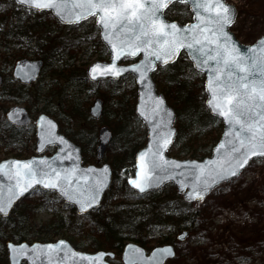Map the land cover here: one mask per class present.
Returning a JSON list of instances; mask_svg holds the SVG:
<instances>
[{"label": "trees", "instance_id": "16d2710c", "mask_svg": "<svg viewBox=\"0 0 264 264\" xmlns=\"http://www.w3.org/2000/svg\"><path fill=\"white\" fill-rule=\"evenodd\" d=\"M164 15L179 23L191 19L186 4L171 5ZM98 32L92 19L63 25L50 12H34L13 0H0V67L4 77L1 101L25 104L33 118L39 112L54 117L60 130L81 146L85 163L96 162L97 124L108 125L112 137L105 160L113 172L102 207L107 201L110 205L85 215H78L53 192L39 191V195L30 194L21 199L8 217H0V261L5 264L7 240L50 242L58 237L82 251H112L115 256L109 262L121 264L119 255L125 242L133 241L148 249L152 230L158 228L165 231L159 235L158 244L174 243L177 231L193 230L200 222V211L194 207L199 202H185L170 183L143 196L129 188L127 180L133 176L134 154L144 145L146 131L134 113L136 87L132 77L127 78V87L119 86L121 80L92 83L85 76L87 64H77L81 55L106 59L107 50ZM24 57L44 61L40 78L30 86L21 85L10 76L13 62ZM153 77L157 90L176 113V137L169 155L191 159L209 155L222 125L205 107L203 75L182 52L172 64L159 66ZM95 97L103 100L99 120L88 114L91 99ZM4 110L5 107L0 109ZM32 141V122L14 128L1 119L0 146L14 152V157L32 154L34 146H29ZM23 151L27 152L26 156ZM117 195L122 198L117 199ZM129 196L137 200L125 201ZM38 212H45L49 218L35 225Z\"/></svg>", "mask_w": 264, "mask_h": 264}, {"label": "snow or ice", "instance_id": "6c2138e0", "mask_svg": "<svg viewBox=\"0 0 264 264\" xmlns=\"http://www.w3.org/2000/svg\"><path fill=\"white\" fill-rule=\"evenodd\" d=\"M188 2L189 0H16L17 4L36 11L53 9L61 20L67 16L68 23L98 17L97 23L103 29V39L112 46L114 58L110 65L94 66L91 69L93 74L101 67H104L102 74L118 76L128 71L116 65L121 53L124 58L143 53L144 60L132 69L133 72L140 73L141 81L147 79L144 75L146 72L154 70V60L168 64V58L177 56L181 49L192 54L197 66L214 62L213 76L209 77L213 99L209 104L219 116L224 117L229 126L226 138L230 137L227 147L221 144L216 149L220 158L206 166L192 164L190 167L168 161L164 159L163 151L171 143V134L164 131L155 141L154 150L150 148L147 153L140 154L142 181H128L133 188L143 193L146 187H152L154 183L165 178L175 179L176 175H180L185 181H190L187 185L182 181V186L191 188L186 193L187 199L203 201L204 196L215 185L238 176L239 170L245 168L253 157H264V39L255 47H250L247 54L241 53L226 30L234 22L235 9L226 5L223 0H196L194 10L203 9L207 15L196 11L197 23L194 25L181 28L176 23L166 22L163 18L164 9ZM93 79H96L95 75ZM48 143H55L54 138L49 136ZM13 163L16 170L9 173V179H15V185L7 188L6 197L0 187V214L3 216L9 214L15 200L29 189H35L36 185L58 191L61 197L79 204L81 211L86 212L97 203L105 184L104 179L97 178L92 184H88L87 180L83 185L76 181L77 186L73 187L69 172L58 169L47 160ZM182 167H186V170L177 173L176 169ZM103 171L106 173L107 168ZM60 244L63 245L64 242L61 241ZM8 247L18 256H23L27 249L24 244H9ZM47 248L57 250L58 246L49 244ZM81 259L86 257L81 256ZM153 264L159 262L154 260Z\"/></svg>", "mask_w": 264, "mask_h": 264}, {"label": "water", "instance_id": "95a60500", "mask_svg": "<svg viewBox=\"0 0 264 264\" xmlns=\"http://www.w3.org/2000/svg\"><path fill=\"white\" fill-rule=\"evenodd\" d=\"M14 2L16 3V0H14ZM195 2L196 0H189L188 3H185L191 14L190 21L184 24H181L177 21L166 19L165 15L163 18L166 20V22L176 23L178 27H181V28L194 25L197 23L195 19L196 11H200L201 15H207V13L203 11V9L194 10ZM223 2L226 5L234 7L235 14H236V7L234 5L226 3L224 0ZM166 9H164L163 11L165 12ZM32 10H35V9H32ZM43 11H50L52 15L62 24H66V25L77 24V23H68L67 16H65L64 20H61V18L55 14V10L53 9H45ZM89 18L91 17H88L87 19ZM97 19L98 17H95L94 22L99 28V38H100L101 43L105 46L106 50L108 51L109 58L108 60H103V61L96 60L90 63L85 69L86 78L90 82H97L103 79L119 80L120 78H123L125 76H132L134 79V83L136 85V101L134 105V112L137 118L141 121V123L144 125L146 129L145 144L141 148H139L134 155V172H133V176L129 178L128 181L131 179L142 181V169H141L142 161L140 159V154L142 152L147 153L150 148L154 150L155 141L159 138V134L164 131H169L171 134L170 135L171 143L167 145L166 149L163 151L164 159L168 161H174L177 164H180L186 167H190L192 164H200L202 166H206V165H209V162L217 161L220 158V156L217 153L216 149L221 144H225V146L227 147L228 139H230V137L226 138V133L229 131V126L225 122L224 117L219 116L209 104V101L213 99L212 92L209 86V77L213 76L212 68L215 66L214 62H209V64L207 65L197 66L196 62L192 58V54H190L188 50L181 49L179 52V54L181 52H184L188 60L192 64V67L196 71L200 72L204 77L203 86H204V91L206 94L205 106L208 112L211 115L217 117L221 121V124H222V131L219 135V138L217 142L213 145L210 155L204 157L201 160L190 159V158L179 159L176 157L169 156L168 151L173 145L175 137H176V127L174 126L175 111L173 107L168 105L164 95L161 92H158L156 90L155 81L153 80V77H152L153 73L157 70L158 66H164L167 64H164L162 61L154 60V64H153L154 70L146 72L144 75L147 77V79L144 81H141L140 73L133 72L132 69L135 65L140 64L141 61L144 60L143 53L135 57L128 56L127 58H124V54L121 53L120 59L116 60V65L118 68L128 69V71L122 72L118 76L113 75V74H102L104 73V67H101L100 69H98V71L95 74H93L91 72V69L94 66H96L97 64L102 65V66L110 65L113 62V58H114L113 53H112V46L109 45L103 39V29L97 23ZM81 21H84V20H81ZM229 28L226 30L229 31V34L231 35L232 40L236 42V45L240 49L241 53L247 54L248 49L250 47H255L261 39H264V34H263L254 43L243 44L239 42V40L234 36V34L230 31ZM179 54L175 57L168 58L169 59L168 64L175 62ZM126 59H129L132 61L130 63H122V61ZM42 68H43L42 59L20 58L14 61V64L11 69V77L13 80L17 81L18 83L25 85V86H29L38 80L41 74ZM93 75L96 76V79H93ZM2 82H3V78L0 75V85L2 84ZM102 110H103V101L101 98L97 97L94 99V101L90 105L88 109V113L91 118L97 120L101 117ZM4 117L6 121L14 127H25L31 122V116L28 110L26 109L25 106L21 104H16V105L9 107L4 113ZM41 117H43L44 119L41 120ZM34 127H35L34 154L26 158L8 157V158H4L0 160V166H2V168H0V187L3 188L5 197L8 195L7 188L10 185H15L16 183L15 179H9V173L10 172L14 173L16 170V166L13 163L14 161H21L22 163H26L30 161L38 162L41 160H47L49 163L53 164L58 169L69 172L71 178L73 179V187L77 186L76 181H79V184L83 185L85 180H87L88 184H92L97 178L104 179L105 184L98 197V201L92 208H88L86 212H83L81 211L79 204L61 197L58 191L43 189L41 185H36L35 188H39L42 191L54 192L63 202L74 207L77 214H85L87 212L92 211L93 209L98 208L100 206V203L103 199L104 194L110 187L111 177H112V169H111L110 164L107 162H103L101 163V165L84 164L82 160L81 147L77 143L72 141L67 135L61 132L59 130L57 121L46 113L42 112V113L37 114L35 121H34ZM111 135L112 134L108 126L102 125L98 128L97 130L98 145L96 147L97 162H100L102 160L105 154L106 147L111 140ZM49 136L54 138L55 143H51V144L48 143ZM60 138H63V140L61 141ZM50 146H53L55 150L52 154L47 155L44 153V151ZM255 158H261V157H253L249 161V163ZM247 166H245V168ZM186 167L176 169V172L178 173L181 171H185ZM105 168H107L106 173L103 171ZM245 168L240 169L239 173H241ZM89 169L93 171H87ZM233 178L235 177H231L228 180L221 181L218 185H215L213 189L224 182H228L229 180ZM128 181H127L128 186L139 195H143L150 191L158 190L165 184L172 183L176 188V192L182 196L183 200L187 202L196 201V200L190 201L189 199H187L186 193L191 191V188L188 186H182V181H184V185H187L190 181H185L184 177L180 175H176L175 179L165 178L158 183H154L152 187H146V190L143 193L139 192L137 188H133L132 185L129 184ZM31 190L32 189H29L28 192H26L23 196L19 197L17 200L14 201L13 207L9 210V214L7 216L10 215L14 206L17 204V202L23 199L24 197H26L31 192ZM210 192H208L204 197H206ZM7 216H3L2 214H0V217H3V218ZM186 235H187V231H182L178 235V238L180 240H183ZM61 241L64 242L63 245L60 244ZM9 244L17 245V246L24 244V245H27V249L25 250V253L23 256H18L8 247ZM49 244L57 245L58 249L57 250L48 249L47 245ZM5 248H6V253H7L8 264H22V263H26V264H110L107 261V258H112L114 256L113 252L105 251V250H98L95 252H86V251L77 250L76 248L72 246V244L68 240L64 238H59L57 240L50 241V242L7 241L5 243ZM165 249H167L168 251H164ZM81 256L86 257V259H81ZM174 257H175V249L173 245H170V244L157 245V246L152 247L149 251H146L142 246L132 241H128L124 244L121 250V254H120V260L122 264H134V262L135 264H153L154 260L158 261L159 264H164L167 260H171Z\"/></svg>", "mask_w": 264, "mask_h": 264}, {"label": "rangeland", "instance_id": "374dc122", "mask_svg": "<svg viewBox=\"0 0 264 264\" xmlns=\"http://www.w3.org/2000/svg\"><path fill=\"white\" fill-rule=\"evenodd\" d=\"M229 1L239 6L236 7V22L230 30L241 43H249L258 35L264 34V0H241L246 7L239 4L238 0ZM249 16L256 18L249 22ZM257 18L259 23L255 22ZM82 46H85V42ZM95 60V55L90 58L81 55L77 64L88 65ZM2 73L0 67V74ZM127 78H123L119 86L127 87ZM1 99L0 95V109L5 107L6 110L16 104ZM5 110L0 111V121L4 118ZM32 144L34 146V141L29 146ZM23 153L24 156L27 155L26 151ZM12 156L14 152L0 146V160ZM39 194L36 191L33 196ZM117 196L113 198H122V195ZM135 200L137 198L134 196L125 198L127 202ZM109 205L107 201L102 208ZM194 207L200 211V222L193 230L185 229L188 235L183 242H174L176 258L167 264H264V157L252 160L239 176L221 184ZM48 218L49 215L45 212H38L35 215V225ZM162 233L165 234L164 229L152 230L150 248L159 245L158 239ZM0 264L5 263L0 261Z\"/></svg>", "mask_w": 264, "mask_h": 264}, {"label": "flooded vegetation", "instance_id": "af4514ba", "mask_svg": "<svg viewBox=\"0 0 264 264\" xmlns=\"http://www.w3.org/2000/svg\"><path fill=\"white\" fill-rule=\"evenodd\" d=\"M178 233H179V232H176V233H175V237H176V238H177V236H178ZM177 240H178V238H177ZM178 243H179V242H178Z\"/></svg>", "mask_w": 264, "mask_h": 264}]
</instances>
